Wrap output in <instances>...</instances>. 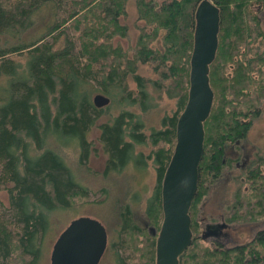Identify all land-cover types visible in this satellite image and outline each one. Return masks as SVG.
<instances>
[{
    "label": "trees",
    "instance_id": "16d2710c",
    "mask_svg": "<svg viewBox=\"0 0 264 264\" xmlns=\"http://www.w3.org/2000/svg\"><path fill=\"white\" fill-rule=\"evenodd\" d=\"M200 1L0 0V38L16 37L0 47V92L6 95L0 99V190L7 196L6 205L0 200V264H37L49 214L88 201L90 191L73 178L49 137L74 135L82 150L78 162L87 169L92 144L87 134L93 127L105 156L102 175L129 164L154 174L144 200L145 221L137 224L129 205L116 206V235L105 248L108 263L154 264L156 234L148 227L157 231L162 218L160 183L187 97L193 15ZM209 1L219 15L217 47L208 67L213 98L203 121L197 186L188 209L191 242L178 264H264V227L230 246L198 236L200 202L225 167L234 170L235 185L226 220L252 228L256 218L264 219V155L234 165L264 103V0ZM130 2L136 34L123 46ZM38 14L44 31L28 34ZM145 67L152 76L140 74ZM91 91L113 95L119 113L113 117L106 108H96ZM151 92L174 100L158 127L145 126L142 116ZM132 107L142 113L131 112ZM231 150L234 158L228 156Z\"/></svg>",
    "mask_w": 264,
    "mask_h": 264
},
{
    "label": "rangeland",
    "instance_id": "374dc122",
    "mask_svg": "<svg viewBox=\"0 0 264 264\" xmlns=\"http://www.w3.org/2000/svg\"><path fill=\"white\" fill-rule=\"evenodd\" d=\"M261 23L264 30V10L261 11ZM42 14H38L36 18H32L33 25L32 28L28 30V34L35 31H44V27L38 26L41 22ZM136 19V12L133 3H129L127 6V16L123 22L128 27V37L127 39H122L120 43L125 46L129 42H133L136 30L134 28ZM139 23V22H138ZM17 39H21L17 37ZM16 40V37H12L10 34L3 35L0 38V47L8 45ZM22 64V62H19ZM23 67H19L18 71ZM143 76H152L149 68L145 67L140 71ZM133 87V83L129 84ZM4 87V78L0 77V88ZM96 91H91L88 94L90 101ZM103 94V93H102ZM153 99L150 98L146 100L147 113L143 116L145 120V126L158 127V120L164 113L170 112L173 108V99H167L164 94L150 93ZM108 98L107 104L98 107L109 111L110 114L115 117L121 108L116 104L115 97L110 93L104 94ZM4 91L0 92V99L5 98ZM131 112L142 113V110L138 107L129 108ZM103 119H99L97 123L101 122ZM98 131L95 127L91 128L87 134V138L92 143L91 152L88 156L86 163V168L80 166L79 157L81 155V146L79 141L75 139V136L67 133L64 138H58L56 134L52 133L49 137V144L53 147L58 148L61 160L69 168L73 178L83 187L87 188L89 192L88 201L75 208L67 209H56L54 212L49 214L50 226L45 231L42 244L40 248V256L37 264H49V252L51 245L57 236V234L68 224V222L74 218L80 216L91 217L98 220L106 229L107 240L114 239L115 225L117 220L115 217L116 206L119 209L122 205H129L133 214V218L136 220L137 224L146 220L144 209V200L149 195L154 182V174L152 170L147 172L129 164L127 167L118 172H108L102 175L103 165L105 161V156L100 149V144L97 140ZM143 154L148 153L147 147L141 148ZM242 154L237 161V167L244 165L241 163L242 160H249L254 156L264 155V103L261 106L259 116L253 120L249 128L247 137L244 141L242 147ZM228 152V156L234 158L235 155L232 152ZM246 156V157H244ZM240 163V164H239ZM234 170L225 167L224 175L221 180L217 181L211 186L208 194L204 196L200 202V214L197 219L202 217L205 222H211L210 224H218L219 217L226 219L228 213V205L232 198V192L235 187L233 184ZM146 195H145V191ZM98 190V191H97ZM137 198V204L132 203V199ZM0 200L4 205L7 204L6 193L0 190ZM255 218V217H253ZM263 218L254 220L252 223L256 228L263 229ZM223 222V221H222ZM230 223V222H229ZM236 228L231 230L229 239L226 240L225 246H230L233 244H240L247 241L250 237L239 234L242 231L250 232L248 225H240V223H234ZM200 229V228H199ZM200 231V230H199ZM108 256L104 252L100 261L97 264H109Z\"/></svg>",
    "mask_w": 264,
    "mask_h": 264
},
{
    "label": "water",
    "instance_id": "95a60500",
    "mask_svg": "<svg viewBox=\"0 0 264 264\" xmlns=\"http://www.w3.org/2000/svg\"><path fill=\"white\" fill-rule=\"evenodd\" d=\"M192 48L189 56L187 97L175 123V141L160 183L162 218L155 238L154 264H178V256L191 242L188 209L197 186L203 150V121L209 114L213 92L208 70L217 47L219 15L209 0L194 10ZM98 108L108 102L102 93L91 100ZM224 224L209 227H223ZM200 238L204 240V234ZM104 226L86 216L74 218L57 234L49 264H97L106 247Z\"/></svg>",
    "mask_w": 264,
    "mask_h": 264
},
{
    "label": "flooded vegetation",
    "instance_id": "af4514ba",
    "mask_svg": "<svg viewBox=\"0 0 264 264\" xmlns=\"http://www.w3.org/2000/svg\"><path fill=\"white\" fill-rule=\"evenodd\" d=\"M244 157H246V156H244ZM246 162H247V160H245V159L241 161L242 164H245ZM234 165L237 166V162H235ZM200 207L201 206H199V208H198L197 216H199V214H200V212H199ZM219 218H220L219 220L213 221V222L219 221L218 224H214V225L224 224V226L221 228L220 227L212 228V227H209L211 225L210 224L211 222H209V221L205 222L202 220V217H200L199 218V221H200V224H199L200 229L199 230L200 231L198 233V236L200 237L201 233H203L204 234V240L211 242V243H220L222 245H225L224 242L229 239L230 233L232 232L231 230H234L236 228V226L234 223H231V222L229 223L223 217H219ZM240 225L244 226L245 224H240ZM148 228L150 229V226ZM255 228H256L255 226H252V228H250V232L242 231L239 234H243L245 237L250 235V234L252 235L253 230H255ZM106 235H107V233H106ZM251 235H250V237H251ZM250 237H248V238H250ZM104 252H105V250H104Z\"/></svg>",
    "mask_w": 264,
    "mask_h": 264
}]
</instances>
